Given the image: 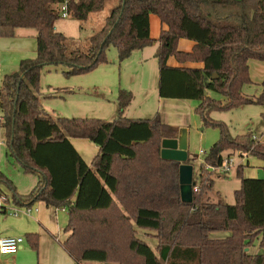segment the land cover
I'll return each instance as SVG.
<instances>
[{
	"label": "trees",
	"instance_id": "trees-1",
	"mask_svg": "<svg viewBox=\"0 0 264 264\" xmlns=\"http://www.w3.org/2000/svg\"><path fill=\"white\" fill-rule=\"evenodd\" d=\"M66 0H0V36L12 37L17 28L37 31V55L20 62L19 71L6 75L0 91V126L11 154L39 181L19 204L45 201L66 207L70 232L63 242L78 262L118 264H264V177H245L234 204L205 198L214 186L213 174L201 164L200 192L192 204L182 202L178 164L161 157L162 141L177 130L152 118H126L133 93L120 89L118 116L54 117L42 105L41 73L46 66L63 65L66 76L86 73L109 63L107 49L116 47L120 61L134 51L157 44L159 95L200 100L198 112L205 124L220 129L205 162L220 165L234 146L261 159L264 142L253 133L237 142L224 122L211 119L215 110L245 104H263L264 94H243L251 83L249 61H264V0H120L101 30L88 40V49L68 50V37L56 30L59 5ZM72 17L87 21L104 8L106 0H67ZM167 29L158 39L150 34V15ZM181 38L195 42L191 52L178 49ZM202 62L203 67H174L168 60ZM223 94L222 103L209 96ZM71 138H86L99 147L88 164ZM15 190L0 170V185ZM15 192V191H14ZM122 205L123 209L119 207ZM134 223L155 230L158 254L137 236ZM215 232L227 233L215 237ZM33 247L38 249L36 234ZM258 241L259 251L252 249Z\"/></svg>",
	"mask_w": 264,
	"mask_h": 264
},
{
	"label": "rangeland",
	"instance_id": "rangeland-1",
	"mask_svg": "<svg viewBox=\"0 0 264 264\" xmlns=\"http://www.w3.org/2000/svg\"><path fill=\"white\" fill-rule=\"evenodd\" d=\"M120 4V0H106L104 8L92 13L87 21H80L72 16L61 17L56 22L59 32L68 37V50H87L89 38L105 24L107 16L114 7ZM156 47H147L143 51L132 55L128 60L120 61L116 47L110 46L107 49L109 63H101L95 69L82 74L66 76L64 71L69 68L63 65L46 66L41 73V95L42 105L47 112L54 117H90L113 120L117 117V98L120 89H126L127 85L138 87L141 85L144 92L153 95L159 92L160 69L158 59L155 57ZM37 55L36 29L17 28L14 36H0V91L6 75L19 71L20 62L25 58H35ZM145 59V61H142ZM252 83L243 87V93L250 98H257L264 94V63H256L250 66ZM212 99L225 103L226 97L220 92L210 91ZM156 100H149L143 104L142 96H139L132 107L126 112L128 117L152 118L157 114L164 113L171 120L183 124L182 133H185L190 161L193 162L195 175L199 176L201 164L208 155L213 145L220 139V129L216 126L205 124L198 112L201 101L190 99V105L179 111L167 110L159 106L158 95ZM163 111V112H162ZM170 111L171 113H167ZM2 111L0 108V117ZM211 119L224 122L232 136L237 142L243 141L238 136L252 132L264 137V103L245 104L231 110H215L210 113ZM178 129V127H177ZM180 131V130H179ZM177 134V133H176ZM253 134V135H254ZM259 137L263 143L264 140ZM238 147L228 149L225 156L239 155ZM198 155V157H196ZM240 168V167H239ZM245 177H264L263 162L261 159L250 156L249 164L244 167ZM0 170L11 181L15 190L7 185L1 184L0 190L7 193L12 204L19 203L15 200V193L18 196H25L31 193L39 181L36 173L27 172L25 166L18 161L10 152L4 140V130L0 126ZM238 168L224 176L219 173L213 174L214 186L206 193L205 198L222 203L234 204L236 202L235 191L240 188L241 178L238 177ZM15 191V192H14ZM212 196V197H211ZM39 202V201H36ZM61 208V207H60ZM9 214H3L0 226L13 224L18 219ZM69 220L68 209L60 211L59 222L65 229ZM26 246L20 250L18 261L12 256H0V264H38L37 251L28 241V235H23ZM258 241L252 251H259ZM109 264H118L110 261Z\"/></svg>",
	"mask_w": 264,
	"mask_h": 264
},
{
	"label": "crops",
	"instance_id": "crops-1",
	"mask_svg": "<svg viewBox=\"0 0 264 264\" xmlns=\"http://www.w3.org/2000/svg\"><path fill=\"white\" fill-rule=\"evenodd\" d=\"M167 28H168L167 25L163 24L157 15L155 14L150 15V34L152 38L158 39L161 35L162 30L167 29ZM56 30L58 31L57 28ZM36 37H37V31H36ZM153 46L157 48V44H154L149 47H153ZM194 46H195V42L187 38H181L178 42V49L184 52H191ZM143 50L144 49L134 51L132 55H136V53H139L140 51H143ZM142 61H145V59H142ZM260 62L264 63V61L252 59L249 61V65L250 66L252 64L256 65V63H260ZM168 64L174 67H190V68L203 67L202 62L181 63L174 56H171L169 58ZM158 87H159V84H158ZM125 88H126L125 90H129L133 93V100L131 104L127 107V109L124 111V114H123L124 117L126 118H130L126 116L125 114L128 111V109L132 107L133 103L136 102L137 99H139V96H142L141 98L143 99V104H141V106L146 105V102L151 99L156 100L155 98L156 96L154 95H158L159 106H164V108H166L167 110L173 109V110L179 111L180 109L185 108V106L190 105V102H189L190 99L163 98L159 95V92L158 94L157 93L154 94L152 97V95L148 94L149 92L143 93V90L145 91V89L141 87V85H138V87H135L134 85H130V86L126 85ZM117 108H118V103H117ZM117 112H118V109H117ZM168 112L171 113L170 111H167V113ZM159 113L164 123L173 126L177 130V134L173 138H178L179 140H181V138L185 136V133H182L183 130L185 131V129L183 130L181 129L183 128V124L171 120L170 117H168L169 114L166 116L164 113H161L160 111ZM131 118L137 119V118H144V117H131ZM260 138L264 140V137L261 136ZM71 141L76 147V149L83 156V158L86 160V162L88 164H92L93 160L99 153V147L95 143L91 142L89 139H86V138H71ZM196 157H198V155H196ZM175 163L176 162H173V164ZM191 163L193 162L191 161ZM213 202L219 203L220 201H213ZM30 206L34 207V209L30 213H25V214H20L18 216H15L16 217L15 219H18L19 221H16L13 224H6V225L0 226V239L3 237H7V236H23L25 234L27 235L36 234L37 240H38V249H37L38 250L37 251L38 264H109V263H103V262H97V261H83V262L78 263L67 252V250L63 246V242L69 237L70 232H66L65 229H63L62 224L59 222V214H60V211L65 210L64 207L56 208L53 206H48L45 203V201L35 202L34 204ZM119 207L123 209L121 204H119ZM134 226L137 231V236L143 241H145L158 254L157 248L159 245V240L156 237L157 232L155 230H149V229L138 227L135 223H134ZM213 235L215 237H224L227 235V233L215 232ZM34 240L35 239L30 240L28 238V241L31 244H33ZM25 246L29 248V245L27 246L24 242L22 247L18 250L17 253L0 254V256L2 257L7 256V255L12 256L11 258L17 262L18 261L17 259L19 258V255H20V250H23ZM257 252L258 251H254V253H257Z\"/></svg>",
	"mask_w": 264,
	"mask_h": 264
},
{
	"label": "built area",
	"instance_id": "built-area-1",
	"mask_svg": "<svg viewBox=\"0 0 264 264\" xmlns=\"http://www.w3.org/2000/svg\"><path fill=\"white\" fill-rule=\"evenodd\" d=\"M59 10H60L61 17L63 18L72 16L69 10L67 0L59 5ZM1 75H2V72L0 70V76ZM252 138L256 143L261 142V140H259V137L255 134L252 136ZM250 156H253L251 153V150L241 151V153L237 155L236 157L232 155L224 156L223 162L220 165L208 164L205 162V160H203L202 164L204 166V169L207 170L208 172H211L212 174L219 173L220 175L226 176L234 168H239L242 166L246 167L249 164ZM194 180L196 181V184L193 186V193L195 197V195L199 194L200 192V185L198 182L199 176L196 177L195 173H194ZM56 208H60V207H56ZM33 209L34 207L24 205V204H19V205L12 204V201L9 195L3 192L2 190H0V219L3 214L18 216L20 214L30 213ZM64 209H67V208L64 206ZM24 242H25V239L23 236H7V237L1 238L0 239V254H15L22 247Z\"/></svg>",
	"mask_w": 264,
	"mask_h": 264
},
{
	"label": "water",
	"instance_id": "water-1",
	"mask_svg": "<svg viewBox=\"0 0 264 264\" xmlns=\"http://www.w3.org/2000/svg\"><path fill=\"white\" fill-rule=\"evenodd\" d=\"M161 157L164 160L178 164L181 200L186 204H192L195 200L193 193V186L196 184L194 180L195 170L193 163L190 161L185 137L181 140L178 138L163 139Z\"/></svg>",
	"mask_w": 264,
	"mask_h": 264
}]
</instances>
